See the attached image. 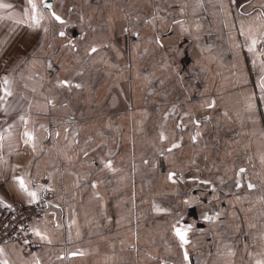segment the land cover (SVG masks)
Listing matches in <instances>:
<instances>
[{
    "label": "crops",
    "instance_id": "crops-1",
    "mask_svg": "<svg viewBox=\"0 0 264 264\" xmlns=\"http://www.w3.org/2000/svg\"><path fill=\"white\" fill-rule=\"evenodd\" d=\"M0 4V199L34 204L20 176L51 194L32 223L51 243L0 261H264V0H37L39 27Z\"/></svg>",
    "mask_w": 264,
    "mask_h": 264
},
{
    "label": "snow or ice",
    "instance_id": "snow-or-ice-1",
    "mask_svg": "<svg viewBox=\"0 0 264 264\" xmlns=\"http://www.w3.org/2000/svg\"><path fill=\"white\" fill-rule=\"evenodd\" d=\"M27 4L30 6L31 12L32 13H36L34 15H30V20L32 21L31 24H29V27H39L40 23H41V19H42V15L37 13V8H38V4H37V0H27ZM0 7L2 8H10L12 7V5L10 4H0ZM25 15H29L28 11H25ZM52 17L58 21L59 23L63 24L65 21L59 16L57 15L55 12L52 13ZM17 23H21V21H17ZM61 36L64 35L63 32L60 33ZM256 45V40L253 39L252 41V47L249 48V51H252L255 48ZM93 52L96 51L95 48L92 49ZM12 80L6 75L4 76L2 79H0V92L3 93V95H0V101H3L5 104L7 103V99L8 97L13 96V90H12ZM59 86L61 87H71V83L67 80L64 81H60L59 82ZM76 87H80V85H75ZM262 88H264V83H262ZM4 112L8 111V108H3L0 109ZM20 119L25 121V124L27 125L28 121L25 119V117H20ZM198 123V122H197ZM57 135H59V133H57ZM24 143L25 144H31L33 148H35V136L33 135L32 132L30 131H25L24 132ZM162 138H166V137H162ZM180 145L178 143H174L172 145V148H178ZM169 151H171V149H169ZM106 167H108L109 169H111V162H108L106 164ZM241 171H244L243 169H241ZM175 176V173H170L168 179L169 180H173V177ZM19 188L21 191L25 192L31 199L29 201V203H35L38 200V193L37 191H33L29 188V182L26 181L25 177L20 176V177H15ZM174 182V181H173ZM249 187H253V185H249ZM44 190V189H42ZM0 205H3L6 208L11 209L12 205L11 204H7L5 203L2 199H0ZM157 211H162L161 209H157ZM210 219V218H209ZM174 228V232L176 237L179 239L181 245H186L189 243L188 240V232L191 230V226H184L181 227L179 226V221L177 222L176 225H173ZM33 232L35 233L36 236L40 237L42 240H47L49 243H51V241L49 240L48 236L46 234L41 233V231L37 228L33 229ZM4 254V249L0 248V255ZM73 256L75 255H83L82 252L79 253H72ZM184 259L188 260V253L185 250L184 252ZM0 264H8V261L6 259L0 261ZM36 264H39V261L36 262ZM257 264H264V261H257Z\"/></svg>",
    "mask_w": 264,
    "mask_h": 264
},
{
    "label": "built area",
    "instance_id": "built-area-1",
    "mask_svg": "<svg viewBox=\"0 0 264 264\" xmlns=\"http://www.w3.org/2000/svg\"><path fill=\"white\" fill-rule=\"evenodd\" d=\"M50 197L48 194L28 207L14 204L9 209L0 205V243L22 244L24 256L39 252L41 245L35 240L32 223L43 217Z\"/></svg>",
    "mask_w": 264,
    "mask_h": 264
}]
</instances>
